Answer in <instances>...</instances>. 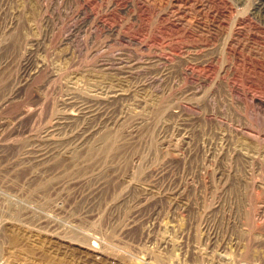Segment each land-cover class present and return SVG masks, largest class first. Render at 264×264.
Segmentation results:
<instances>
[{
  "label": "rangeland",
  "instance_id": "1",
  "mask_svg": "<svg viewBox=\"0 0 264 264\" xmlns=\"http://www.w3.org/2000/svg\"><path fill=\"white\" fill-rule=\"evenodd\" d=\"M175 1L0 0L4 264H264L263 78L222 72L195 0L165 25ZM65 99L92 117L41 140Z\"/></svg>",
  "mask_w": 264,
  "mask_h": 264
},
{
  "label": "bare ground",
  "instance_id": "2",
  "mask_svg": "<svg viewBox=\"0 0 264 264\" xmlns=\"http://www.w3.org/2000/svg\"><path fill=\"white\" fill-rule=\"evenodd\" d=\"M187 1L188 0H176L174 2L176 9V11L172 14L174 16V20L171 21L170 18L168 17L170 16L168 15L169 13L168 14L165 13L166 14L165 25H167L169 28L172 27V28L180 29L181 31L185 29V24H187L186 19L188 18V13H187L188 11L186 12V10L183 8L184 7L183 5H182L183 7H180L179 5L180 3L181 4L186 3ZM195 1L196 3L194 5L196 6L197 9L196 12H198L199 15L200 13H202L208 17H211L212 19L219 20V22L216 25V29L222 28L223 24H229V34H228L229 39L224 48V52L228 62H226L227 64L224 65V67L222 68L223 69L222 72L224 74H230V76H232L235 80H239L245 86L254 85L257 78H263V80L261 81L264 82V0H251L250 3H248L247 0H230L231 3H228L227 0H195ZM232 6L233 7L235 6L237 9L239 8V14L236 15L235 17L233 15L234 9L232 8ZM233 85L235 86L234 83ZM122 95L123 94H121V92L120 94H118L117 92H111L109 96H106L104 99L101 100L103 101L104 104L110 105L112 104V102L116 101L117 99H120ZM103 103H101L100 105H104ZM70 104L71 102L69 101V99L62 100L60 104L61 110H58V112L60 111L59 114H57L54 117L52 126L45 129V131L43 132V136H41V140L43 139L45 141L46 139H52L50 138L51 135L57 132L59 127H66L68 124H70L71 120H78L82 118V121H85L87 120V118L92 117L91 115L92 111H90L88 107L89 104L87 106L85 104L79 107L77 106L78 114L76 116L71 115L69 113L70 110L69 108L73 106L72 104L71 105ZM257 105L261 106V102L257 103ZM101 109L102 108H100V110ZM79 116L80 118H78ZM90 134H91L90 131L82 129L81 133L78 132L77 135L81 136L80 137L82 140L81 143L83 142V144H85L87 138L91 136ZM74 136L75 135H73L72 137ZM80 144L79 146H81ZM44 155L45 154H40L36 158L40 159L39 161H41L45 159ZM91 240L92 239H89L88 241ZM86 250L88 252L96 254L95 257L100 258V252L97 250V247L94 243L89 244L88 242V244L86 245ZM2 259L0 258V264H4Z\"/></svg>",
  "mask_w": 264,
  "mask_h": 264
}]
</instances>
